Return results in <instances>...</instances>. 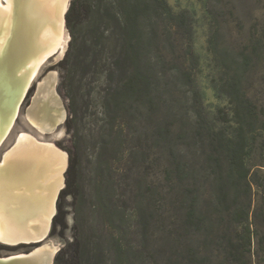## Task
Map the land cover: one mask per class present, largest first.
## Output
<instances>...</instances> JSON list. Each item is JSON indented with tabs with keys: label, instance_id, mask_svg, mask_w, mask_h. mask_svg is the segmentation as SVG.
I'll return each instance as SVG.
<instances>
[{
	"label": "rangeland",
	"instance_id": "rangeland-1",
	"mask_svg": "<svg viewBox=\"0 0 264 264\" xmlns=\"http://www.w3.org/2000/svg\"><path fill=\"white\" fill-rule=\"evenodd\" d=\"M164 2L141 18L154 31L140 58L152 100L105 111L122 78L110 67L116 44L107 32L94 40L86 24L71 46L66 12L64 52L41 65L0 148L1 158L26 133L67 155L48 237L36 246L57 247L53 264H264V0ZM232 82L251 104L242 126L232 121ZM75 131L81 187L60 199ZM241 135L245 181L228 158L227 139ZM29 251L0 243V257Z\"/></svg>",
	"mask_w": 264,
	"mask_h": 264
},
{
	"label": "bare ground",
	"instance_id": "bare-ground-1",
	"mask_svg": "<svg viewBox=\"0 0 264 264\" xmlns=\"http://www.w3.org/2000/svg\"><path fill=\"white\" fill-rule=\"evenodd\" d=\"M68 1L0 0V85L6 83L15 94L11 105L0 92V148L12 132L19 107L39 68L51 56L64 52ZM14 35L10 55L6 52ZM66 166V153L54 144L26 133L17 135L0 158V243L30 242L48 234ZM56 252L57 247H41L32 259L16 258L0 264H43L46 255L51 264Z\"/></svg>",
	"mask_w": 264,
	"mask_h": 264
},
{
	"label": "trees",
	"instance_id": "trees-1",
	"mask_svg": "<svg viewBox=\"0 0 264 264\" xmlns=\"http://www.w3.org/2000/svg\"><path fill=\"white\" fill-rule=\"evenodd\" d=\"M165 7L164 0H72L68 11L65 15L66 27L71 34V46L77 42V36L80 30L87 24L91 27V33L94 40L104 39V34L110 33L116 46L112 57L110 67L112 70H120L122 78L116 84V87L111 90L105 98L104 108L108 113L109 106L114 105L115 108L121 109L126 104L133 105L138 108L144 105L145 102L152 100V81L147 71L141 66V50L146 39L154 37L153 30L147 32L141 24L143 15L149 11L158 10ZM102 8V13H100ZM105 21L104 26H100L94 20L95 17ZM92 20V22H88ZM93 24L95 27L93 28ZM102 27V28H101ZM68 71L67 74H69ZM228 97L229 104L233 113L232 121L241 124L246 115L251 114L247 105H251L248 100L243 99L238 93L235 82H232L229 87ZM66 94L69 99V117L67 126L69 130L72 124L76 121L77 113L74 107V97L70 86L66 88ZM129 103V104H127ZM73 146L69 150V165L66 171V183L61 192L60 199L67 196H72L76 199V189H80L77 182V174L79 172V156L78 148V133L73 134ZM229 146V163L230 170L235 174L238 180L245 181L247 178V169L244 163L245 156V139L241 135L240 139L233 143L232 140ZM61 208V206H59ZM55 217V226L58 223H63ZM72 262V260H71ZM70 261L55 259V264H72Z\"/></svg>",
	"mask_w": 264,
	"mask_h": 264
},
{
	"label": "water",
	"instance_id": "water-1",
	"mask_svg": "<svg viewBox=\"0 0 264 264\" xmlns=\"http://www.w3.org/2000/svg\"><path fill=\"white\" fill-rule=\"evenodd\" d=\"M15 2L19 3V0H15ZM15 3V4H16ZM17 8L15 9V17H14V25L16 26V22H17ZM68 11V8L66 9V12ZM65 12V13H66ZM65 15V14H64ZM14 40H15V35L14 37L12 38V45H10V47L8 48L7 50V54H12V47H13V43H14ZM4 84V85H3ZM2 85H0V92L3 93L5 95V99L7 100L8 103H10L11 105L15 102V94H13L10 90H8L7 86H6V83H3ZM28 91L26 92L22 102L24 101V99L26 98V95H27ZM66 170V169H65ZM65 172V171H64ZM63 172V174H64ZM62 189V188H61ZM60 189V190H61ZM48 237V234L39 239V240H35V241H30V242H20V243H17V244H11V246L13 247H16V246H20V245H23V246H28L30 247V251L27 252V253H24V254H12V255H8V256H4V257H0V261H6V260H10V259H16L18 258L20 261H25L26 259H32V257H34L35 255V251L37 249L36 246H39L41 245ZM49 257L46 255V258L43 259V264H48V259ZM54 258V257H53ZM51 264H53V259H52V262Z\"/></svg>",
	"mask_w": 264,
	"mask_h": 264
}]
</instances>
